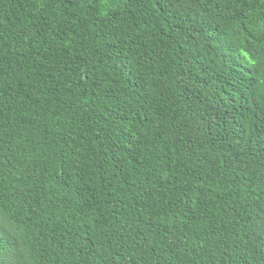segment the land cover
<instances>
[{"label": "trees", "instance_id": "16d2710c", "mask_svg": "<svg viewBox=\"0 0 264 264\" xmlns=\"http://www.w3.org/2000/svg\"><path fill=\"white\" fill-rule=\"evenodd\" d=\"M0 264H264V0H0Z\"/></svg>", "mask_w": 264, "mask_h": 264}]
</instances>
